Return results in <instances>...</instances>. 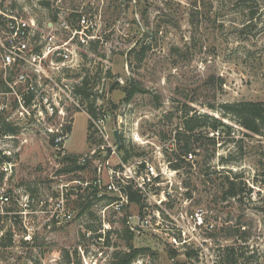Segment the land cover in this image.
<instances>
[{"label": "rangeland", "instance_id": "obj_1", "mask_svg": "<svg viewBox=\"0 0 264 264\" xmlns=\"http://www.w3.org/2000/svg\"><path fill=\"white\" fill-rule=\"evenodd\" d=\"M0 8L42 40L49 21L65 18L57 42L73 38L70 84L88 78V102L110 114L108 141L74 108L0 134L13 163L0 170V196L10 197L0 198V264H65V250L70 264H111L130 236L147 249L134 264H264V136L228 120L233 134H216V144L204 137L182 167L172 165L185 109L219 116L211 104L264 100V0H0ZM136 83L145 91L127 100L124 87ZM141 163L160 173L145 191L125 175ZM231 170L252 192L227 197ZM121 186L141 201L118 208Z\"/></svg>", "mask_w": 264, "mask_h": 264}, {"label": "built area", "instance_id": "obj_2", "mask_svg": "<svg viewBox=\"0 0 264 264\" xmlns=\"http://www.w3.org/2000/svg\"><path fill=\"white\" fill-rule=\"evenodd\" d=\"M7 12L6 9L0 8V14L4 15V17L0 16V116L5 118V112L15 109L16 112L14 113L18 118L14 119L12 116L10 118L7 116L6 120L21 127L25 122L28 123V120L38 119L39 121L46 115L50 118L56 116L62 118L66 115V111L71 108L82 109L89 116L92 131L108 141L110 135L107 127L110 114L96 104L93 105V110L96 113H90L89 106L86 108V102L76 90L82 83L81 85L70 84L68 70L71 69L74 61L73 38L71 37L61 43L57 42L58 31L70 28L68 21L65 18L58 22L49 21L42 40L41 32H37L35 25L29 24L20 16ZM76 33L78 30L74 34ZM11 95H14L13 100L10 99ZM81 102L82 104H80ZM113 132L116 134L118 130L115 129ZM66 133L62 132L57 138L58 147L67 136ZM110 147H112L111 154H116L117 148L113 145ZM189 155L192 156L193 153ZM80 161L84 162L86 159L83 158ZM143 168L141 163L134 169V172L131 169H126L125 175L132 180L138 189L145 191L146 187L152 186L153 180L158 179L160 173L158 174L153 167H146L145 171ZM0 170L3 173L13 170L12 161H2ZM117 172L115 174L110 173L116 176L119 175ZM99 185H101L100 181ZM108 187L110 190L115 188L114 181H111ZM121 189L123 191H120L121 198L120 202L117 203L118 208L130 202L127 191L123 186ZM0 198L2 202H6L9 201L10 197L6 194L1 195ZM60 210L62 208L57 209V211ZM72 215L70 211L64 212L67 219H72Z\"/></svg>", "mask_w": 264, "mask_h": 264}, {"label": "trees", "instance_id": "obj_3", "mask_svg": "<svg viewBox=\"0 0 264 264\" xmlns=\"http://www.w3.org/2000/svg\"><path fill=\"white\" fill-rule=\"evenodd\" d=\"M89 79L83 80L82 85L77 87V93L82 95L84 102H87L89 105V112L95 114L93 110V103H89L88 99L93 96L92 89L89 87ZM126 92V99L129 100L138 92H144L145 89L136 83L132 86L124 87ZM87 99V100H85ZM210 108L219 114V116L214 114L195 112L192 114L187 109L184 110V119L182 122V129H180L176 136V145L178 146L176 152L177 158L172 163L175 168L182 167L181 158L182 155H187L193 153L195 150L194 143L202 142L204 137H207L208 140L212 141L214 144L217 143L216 134H227L231 135L234 133L235 127L228 120L238 124L241 129L247 130L255 134H260L264 136V100H241V101H229L221 104H211ZM2 124H0V134H17L21 127L14 125L13 123L0 118ZM204 129H208L214 132L213 136H209L204 132ZM243 132V130H241ZM248 132H244V135H247ZM183 135V137H182ZM183 143V144H182ZM211 143V142H210ZM67 159H76V157H66ZM5 160H12V157L9 155H2L0 151V163ZM227 160H223V163ZM80 167V166H79ZM231 175L226 177L225 185L227 187L225 193L227 197L237 198L239 195L247 191L248 193L252 192L253 188L249 185L248 179H246L239 172L230 171ZM2 178V177H1ZM130 196V201L140 202V195L135 192H130L126 190ZM12 241V235L10 237ZM133 237L130 236L128 242V249L126 251H114L110 259L111 264H134L140 253L145 252L146 248H136L132 244ZM77 255V251H75ZM186 255L189 258L195 257L193 251H187ZM79 263L82 264L80 258H77ZM63 262L65 264H70L72 262V252L70 250H65L63 254Z\"/></svg>", "mask_w": 264, "mask_h": 264}]
</instances>
